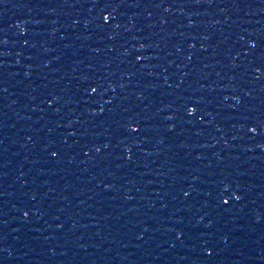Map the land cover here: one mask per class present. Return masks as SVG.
<instances>
[{"label":"water","instance_id":"95a60500","mask_svg":"<svg viewBox=\"0 0 264 264\" xmlns=\"http://www.w3.org/2000/svg\"><path fill=\"white\" fill-rule=\"evenodd\" d=\"M0 264H264V0H4Z\"/></svg>","mask_w":264,"mask_h":264},{"label":"snow or ice","instance_id":"6c2138e0","mask_svg":"<svg viewBox=\"0 0 264 264\" xmlns=\"http://www.w3.org/2000/svg\"><path fill=\"white\" fill-rule=\"evenodd\" d=\"M3 3H4V0H0V5H2ZM109 19H110L109 16H107V15L104 16V20H105V22H107ZM139 59H140V57H137V60H139ZM91 91L95 92L96 89H95V88H92ZM53 99H54V97H53ZM49 103H51V101H49ZM133 131H135V129H133ZM252 131H255V129H252ZM96 151H99V149H96ZM52 155L55 156L56 153L53 152ZM187 194H188V193H185V195H187ZM235 198H236V199H239V196H236ZM224 203H227V201H224ZM24 215L27 216L28 213L25 212ZM206 251H207V250H206Z\"/></svg>","mask_w":264,"mask_h":264}]
</instances>
